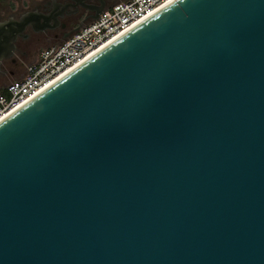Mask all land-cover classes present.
<instances>
[{"label":"water","instance_id":"1","mask_svg":"<svg viewBox=\"0 0 264 264\" xmlns=\"http://www.w3.org/2000/svg\"><path fill=\"white\" fill-rule=\"evenodd\" d=\"M77 4L0 20V72ZM0 264H264V0H174L0 121Z\"/></svg>","mask_w":264,"mask_h":264},{"label":"built area","instance_id":"2","mask_svg":"<svg viewBox=\"0 0 264 264\" xmlns=\"http://www.w3.org/2000/svg\"><path fill=\"white\" fill-rule=\"evenodd\" d=\"M168 1L174 0H120L66 39L43 48L37 60L27 66L25 75L9 82L5 87L6 94L0 92V119Z\"/></svg>","mask_w":264,"mask_h":264},{"label":"flooded vegetation","instance_id":"3","mask_svg":"<svg viewBox=\"0 0 264 264\" xmlns=\"http://www.w3.org/2000/svg\"><path fill=\"white\" fill-rule=\"evenodd\" d=\"M102 1V6L106 8L120 0ZM55 2L63 4L66 0H55ZM76 8L77 10L75 12H69L68 14L63 9V15L58 16L59 23L55 27H45L35 31L32 25H28L24 30L27 36L24 38L20 37L17 40L14 55L2 61L0 79L8 74H13L17 68L24 67L29 56L33 55L32 51L36 54L44 44L61 42L73 34L76 27H81L91 21V15L94 14L95 9L91 10L80 4H77ZM35 9L36 12H42L43 14L49 13L52 10V0H7L4 3H0V20H5L8 17L18 19L22 14L33 12ZM66 32H69L67 36H63V33Z\"/></svg>","mask_w":264,"mask_h":264},{"label":"bare ground","instance_id":"4","mask_svg":"<svg viewBox=\"0 0 264 264\" xmlns=\"http://www.w3.org/2000/svg\"><path fill=\"white\" fill-rule=\"evenodd\" d=\"M172 1H168L166 4H163L159 7H157L154 11H152V13H150L149 15H147L146 17H144L143 19H141L139 22H137L135 25H133V27H135L137 24L141 23L142 21L146 20L149 16H151L152 14L156 13L157 11H159L160 9H162L164 6H166L167 4H169ZM133 27H131L129 30H131ZM127 32V31H126ZM124 34V33H123ZM122 35V34H121ZM121 35L114 37L113 39L107 41L106 43H104L103 45H101L98 49H96L91 55H89L88 58L94 56L96 53H98L100 50L106 48L109 44H111L114 40H116L117 38H119ZM87 58V59H88ZM86 59V60H87ZM75 68V67H74ZM74 68H71L69 70H67L66 72L62 73L59 77H57L54 81H52L51 83H49L48 85H46L45 87H43L42 89H40L35 96H37L38 94H40L41 92H43L44 90H46L47 88H49L52 84H54L55 82H57L58 80H60L61 78H63L64 76H66L68 73H70ZM34 98V97H32ZM32 98H30L29 100H31ZM28 100V101H29ZM27 101V102H28ZM22 106V105H21ZM19 106V107H21ZM19 107L15 108L14 110H12L11 112H9L8 114H6L3 118L0 119V121H2L4 118H6L8 115H10L12 112H14L15 110H17Z\"/></svg>","mask_w":264,"mask_h":264},{"label":"rangeland","instance_id":"5","mask_svg":"<svg viewBox=\"0 0 264 264\" xmlns=\"http://www.w3.org/2000/svg\"><path fill=\"white\" fill-rule=\"evenodd\" d=\"M59 42H60V41H59ZM59 42H51V43H49V44H44V45L42 46V48H40L39 51H38V53H36V54H34V51H32V52H33V55H30V56H29V58L27 59V62H26V64H25L24 67H22V68L19 67V68H17V69L14 71L13 74H8V75H6V76H3V77L0 79V89H1V88H5L6 85H8V83H9L10 81H12V80H14V79H18V78L23 77V76L25 75V73H26V66H27L28 64H31V63H33V62H35V61L37 60L38 55H39L40 51H41L43 48L48 47V46H51V45H54V44H57V43H59Z\"/></svg>","mask_w":264,"mask_h":264},{"label":"trees","instance_id":"6","mask_svg":"<svg viewBox=\"0 0 264 264\" xmlns=\"http://www.w3.org/2000/svg\"><path fill=\"white\" fill-rule=\"evenodd\" d=\"M0 92L6 94V90H5V88H1V89H0Z\"/></svg>","mask_w":264,"mask_h":264},{"label":"crops","instance_id":"7","mask_svg":"<svg viewBox=\"0 0 264 264\" xmlns=\"http://www.w3.org/2000/svg\"><path fill=\"white\" fill-rule=\"evenodd\" d=\"M22 78V77H21Z\"/></svg>","mask_w":264,"mask_h":264}]
</instances>
